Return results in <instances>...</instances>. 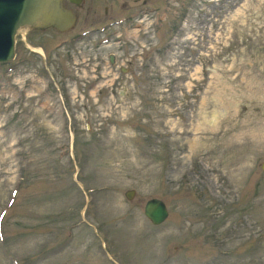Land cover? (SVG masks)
<instances>
[{"label":"rangeland","instance_id":"374dc122","mask_svg":"<svg viewBox=\"0 0 264 264\" xmlns=\"http://www.w3.org/2000/svg\"><path fill=\"white\" fill-rule=\"evenodd\" d=\"M128 2L0 63V264H264V0Z\"/></svg>","mask_w":264,"mask_h":264},{"label":"water","instance_id":"95a60500","mask_svg":"<svg viewBox=\"0 0 264 264\" xmlns=\"http://www.w3.org/2000/svg\"><path fill=\"white\" fill-rule=\"evenodd\" d=\"M75 19L73 12L63 6L62 0H0V62L14 58L15 37L22 29L54 28L65 32L73 28ZM261 169L264 170V162ZM134 194L133 189L124 192L128 200ZM143 213L153 225H159L167 218L168 208L163 200L153 197L146 200Z\"/></svg>","mask_w":264,"mask_h":264},{"label":"flooded vegetation","instance_id":"af4514ba","mask_svg":"<svg viewBox=\"0 0 264 264\" xmlns=\"http://www.w3.org/2000/svg\"><path fill=\"white\" fill-rule=\"evenodd\" d=\"M134 2L137 3V0H134ZM145 3V1H142V5H145ZM62 4L76 16L74 28L81 24L83 29L110 28L118 22L117 19L119 21H121V18L126 19L127 10L133 6L128 0H62ZM123 14L125 15L123 16ZM29 31L32 33L41 32L37 30ZM108 59L111 63V58Z\"/></svg>","mask_w":264,"mask_h":264},{"label":"bare ground","instance_id":"6f19581e","mask_svg":"<svg viewBox=\"0 0 264 264\" xmlns=\"http://www.w3.org/2000/svg\"><path fill=\"white\" fill-rule=\"evenodd\" d=\"M213 2L216 3L217 0H213ZM236 13H237V12H234V15H235ZM214 24L219 25V24H221V22H220V21H215ZM23 32H24V31H23ZM214 42H216V40H214ZM201 80H202V79H201ZM201 80H199V81H201ZM208 88H209V87H208Z\"/></svg>","mask_w":264,"mask_h":264}]
</instances>
